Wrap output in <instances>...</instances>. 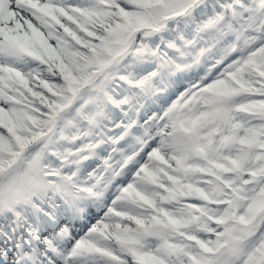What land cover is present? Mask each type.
I'll return each mask as SVG.
<instances>
[{
	"label": "snow or ice",
	"instance_id": "obj_1",
	"mask_svg": "<svg viewBox=\"0 0 264 264\" xmlns=\"http://www.w3.org/2000/svg\"><path fill=\"white\" fill-rule=\"evenodd\" d=\"M0 264H264V0H0Z\"/></svg>",
	"mask_w": 264,
	"mask_h": 264
},
{
	"label": "trees",
	"instance_id": "obj_2",
	"mask_svg": "<svg viewBox=\"0 0 264 264\" xmlns=\"http://www.w3.org/2000/svg\"><path fill=\"white\" fill-rule=\"evenodd\" d=\"M74 224L76 225L70 224L69 227H72V228L73 226L78 227V228L80 227V223L78 221H76Z\"/></svg>",
	"mask_w": 264,
	"mask_h": 264
},
{
	"label": "rangeland",
	"instance_id": "obj_3",
	"mask_svg": "<svg viewBox=\"0 0 264 264\" xmlns=\"http://www.w3.org/2000/svg\"><path fill=\"white\" fill-rule=\"evenodd\" d=\"M83 228H84V226L82 225V227H81L80 231H82V230H83ZM75 234H76V232H75Z\"/></svg>",
	"mask_w": 264,
	"mask_h": 264
}]
</instances>
